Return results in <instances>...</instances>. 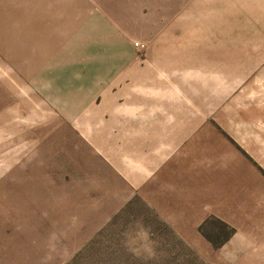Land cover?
I'll list each match as a JSON object with an SVG mask.
<instances>
[{
	"label": "rangeland",
	"instance_id": "obj_1",
	"mask_svg": "<svg viewBox=\"0 0 264 264\" xmlns=\"http://www.w3.org/2000/svg\"><path fill=\"white\" fill-rule=\"evenodd\" d=\"M0 264H264V0H0Z\"/></svg>",
	"mask_w": 264,
	"mask_h": 264
},
{
	"label": "crops",
	"instance_id": "obj_2",
	"mask_svg": "<svg viewBox=\"0 0 264 264\" xmlns=\"http://www.w3.org/2000/svg\"><path fill=\"white\" fill-rule=\"evenodd\" d=\"M135 85H139V86H146V83L141 82V81H135ZM156 93L159 95L160 91H156ZM162 93V92H161ZM162 96V95H160ZM165 97V95L163 96ZM141 99L144 98H135L134 102L137 100V102H141ZM153 110V111H152ZM150 111H152L148 117L142 113L139 114L140 109H134L131 113V118L133 119H137L138 120V125L137 126H133L132 128H128L129 131L127 132L128 134H132L137 136V144L140 141V137L139 135H152L153 136V142H148L147 145V151L151 152L153 151L154 153L157 154V157L154 161H152V167L151 166H146V165H141L143 162L139 161L137 164L139 165V168H135L133 167L132 170L134 172H136L139 175V180L138 182L144 181V178L147 176L148 173L153 172L155 169H158L164 159H165V153L164 150H168V149H172L173 144H181L182 141V135L183 136H187L188 131L187 128L181 127V128H172L171 126L167 125L164 121L158 123V124H154L149 122L148 119L152 118L151 116L153 115V113L156 111V109H150ZM170 115V113H169ZM165 119V118H164ZM148 121V122H146ZM141 122L144 124L141 125ZM180 129V130H178ZM184 138V137H183ZM146 157V156H145ZM139 159H145L142 157V155L140 157H138ZM132 159V158H131ZM132 163H134V159H132ZM130 169V171H132Z\"/></svg>",
	"mask_w": 264,
	"mask_h": 264
},
{
	"label": "built area",
	"instance_id": "obj_3",
	"mask_svg": "<svg viewBox=\"0 0 264 264\" xmlns=\"http://www.w3.org/2000/svg\"><path fill=\"white\" fill-rule=\"evenodd\" d=\"M135 45H136V46H138L139 44H138V43H136Z\"/></svg>",
	"mask_w": 264,
	"mask_h": 264
}]
</instances>
